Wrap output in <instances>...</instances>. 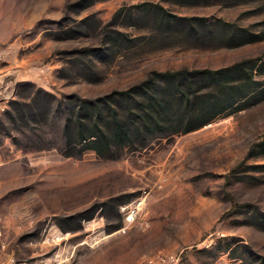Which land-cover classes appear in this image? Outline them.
Wrapping results in <instances>:
<instances>
[{
	"label": "rangeland",
	"instance_id": "rangeland-1",
	"mask_svg": "<svg viewBox=\"0 0 264 264\" xmlns=\"http://www.w3.org/2000/svg\"><path fill=\"white\" fill-rule=\"evenodd\" d=\"M5 72L0 260L264 262V0H0ZM40 90L108 100L107 122L112 108L142 130L86 150ZM154 90L163 130L141 123Z\"/></svg>",
	"mask_w": 264,
	"mask_h": 264
},
{
	"label": "trees",
	"instance_id": "trees-1",
	"mask_svg": "<svg viewBox=\"0 0 264 264\" xmlns=\"http://www.w3.org/2000/svg\"><path fill=\"white\" fill-rule=\"evenodd\" d=\"M159 75L163 77L171 76L169 73ZM192 87L193 85L191 84L190 88ZM146 88L148 90L152 89V87ZM154 91L155 93L152 96L150 103L143 108L144 112L143 115H141V123L144 127L155 125L156 127H159V129L163 130L164 126L161 119L166 114V107L163 101L157 99V90ZM35 94L36 96H39L38 94L44 96L40 102L35 100L37 102L36 107L39 108L40 105V110L43 114H54L56 117L62 115V117H64V134L66 137L70 136L69 127L71 124H76L77 134L75 137L78 139V142L80 144L87 141L89 142L90 146L86 148V150H94L98 154H102V149H109L112 141L118 144L126 143V140L134 135L135 132L139 133L142 130L140 129V126L136 125V123L133 125L132 120H128L127 122L122 121L119 117V113L112 110V108L111 122H107L104 116V111L106 108L111 106L108 100L102 102L101 100H88L71 97L70 100L73 98L76 100L73 102V105H70L66 102L63 104V101H59L52 94L46 93L42 90L35 92ZM122 94L124 93H121V95ZM31 115L32 114L28 111V109L22 104L18 108V111L14 113L12 118L15 123L21 124L22 122H28ZM85 121L91 123L90 128H88V124H86ZM134 129L136 131H134ZM99 145H102L104 148L101 149ZM261 264H264V262Z\"/></svg>",
	"mask_w": 264,
	"mask_h": 264
},
{
	"label": "built area",
	"instance_id": "built-area-1",
	"mask_svg": "<svg viewBox=\"0 0 264 264\" xmlns=\"http://www.w3.org/2000/svg\"><path fill=\"white\" fill-rule=\"evenodd\" d=\"M15 83L11 79L10 72L0 73V113L6 109V104L15 95ZM142 203L139 204L141 206ZM139 209L132 210V215L137 213ZM132 215L130 217H132ZM132 219V218H131ZM4 231L0 228V251L3 247ZM57 240L63 238L57 236ZM0 264H19L18 261L9 256L6 260H0ZM141 264H181V255L170 254L167 252H158L154 255L148 256L143 259Z\"/></svg>",
	"mask_w": 264,
	"mask_h": 264
}]
</instances>
